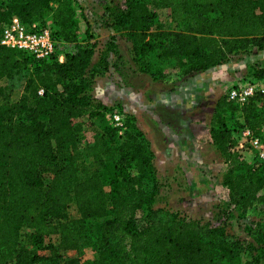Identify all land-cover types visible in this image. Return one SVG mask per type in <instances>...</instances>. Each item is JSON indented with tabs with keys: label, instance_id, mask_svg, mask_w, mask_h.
<instances>
[{
	"label": "trees",
	"instance_id": "trees-1",
	"mask_svg": "<svg viewBox=\"0 0 264 264\" xmlns=\"http://www.w3.org/2000/svg\"><path fill=\"white\" fill-rule=\"evenodd\" d=\"M76 5L0 0V264H264V233L247 241L225 225L155 206L151 142L117 105L91 94L96 77L111 65L104 54L95 63L96 46L80 38ZM158 9L170 11L175 29H153ZM106 12L134 54L155 46L162 57L178 58L184 75L264 53V0H122ZM14 16L27 26L50 20L55 53L37 58L1 44ZM255 77L264 79V67ZM17 78L24 85L13 100ZM115 110L123 126L108 117ZM84 115L95 126L91 142L82 140L74 122ZM244 127L264 141L263 93L243 103L221 96L210 133L227 164L222 185L230 203L247 215H264V162H249L236 149ZM73 205L76 218L69 213ZM55 235L58 244L46 247L53 254H41L45 239ZM86 249L95 252L92 259L62 255Z\"/></svg>",
	"mask_w": 264,
	"mask_h": 264
},
{
	"label": "rangeland",
	"instance_id": "rangeland-1",
	"mask_svg": "<svg viewBox=\"0 0 264 264\" xmlns=\"http://www.w3.org/2000/svg\"><path fill=\"white\" fill-rule=\"evenodd\" d=\"M76 1L80 38L96 46L95 63L104 54L111 65L96 77L97 85L91 94L108 105H117L150 140L159 185L155 206L202 223L225 225L232 235L254 242L256 236L264 233V215H247L230 203L228 190L222 185L227 164L213 145L210 131L217 100L230 95L234 88L254 85L260 79L255 75L264 67V56L260 55L263 53L242 55L207 71L184 75L178 58L162 57L155 46L134 54L128 37L110 27L112 17L106 12L107 7L122 0ZM158 12V23L153 29L176 28L169 10ZM113 47L115 53L109 50ZM8 83L9 80L2 81L3 85ZM14 84L11 99L17 100L24 79L17 78ZM74 122L83 129L82 140L93 141L96 130L88 115ZM241 153L247 161H255L253 151ZM69 213L71 218L79 216L74 205ZM58 242L57 235L46 238L39 252L53 254L46 247ZM62 255L64 259L81 257L84 261L92 259L95 252L62 251Z\"/></svg>",
	"mask_w": 264,
	"mask_h": 264
},
{
	"label": "built area",
	"instance_id": "built-area-1",
	"mask_svg": "<svg viewBox=\"0 0 264 264\" xmlns=\"http://www.w3.org/2000/svg\"><path fill=\"white\" fill-rule=\"evenodd\" d=\"M53 24L50 20L46 23L34 22L31 26H27L21 22L18 16H14L12 20L4 26L1 38V44L24 50L37 58H47L56 51L57 41L53 37ZM64 55L60 56L61 61ZM40 91V93H42ZM256 92L264 94V79L257 80L254 85H246L234 88L230 92V98L237 102H245L250 96ZM110 119L117 126H123L124 119L122 114L115 110L109 113ZM236 149L251 150L254 152L256 161L264 162V141L253 134V132L244 127L237 133Z\"/></svg>",
	"mask_w": 264,
	"mask_h": 264
},
{
	"label": "crops",
	"instance_id": "crops-1",
	"mask_svg": "<svg viewBox=\"0 0 264 264\" xmlns=\"http://www.w3.org/2000/svg\"><path fill=\"white\" fill-rule=\"evenodd\" d=\"M260 55L264 56V53H263V54H260ZM260 55H259V56H260ZM114 69H115V68H114ZM96 85H97V84H96ZM96 85H95V86H96ZM129 95H130V94L127 93V96H129ZM104 103H105V101H104ZM186 127H188V126H186Z\"/></svg>",
	"mask_w": 264,
	"mask_h": 264
}]
</instances>
